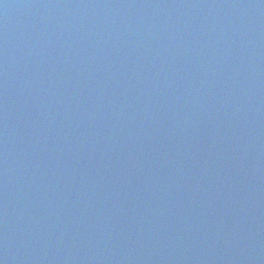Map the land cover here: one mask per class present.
<instances>
[{
	"label": "water",
	"instance_id": "water-1",
	"mask_svg": "<svg viewBox=\"0 0 264 264\" xmlns=\"http://www.w3.org/2000/svg\"><path fill=\"white\" fill-rule=\"evenodd\" d=\"M0 264H264V0H0Z\"/></svg>",
	"mask_w": 264,
	"mask_h": 264
}]
</instances>
